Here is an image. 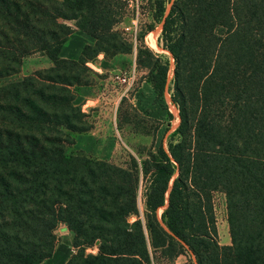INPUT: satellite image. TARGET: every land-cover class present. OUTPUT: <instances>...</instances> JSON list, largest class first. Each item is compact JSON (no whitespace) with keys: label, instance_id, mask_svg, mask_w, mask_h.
<instances>
[{"label":"trees","instance_id":"16d2710c","mask_svg":"<svg viewBox=\"0 0 264 264\" xmlns=\"http://www.w3.org/2000/svg\"><path fill=\"white\" fill-rule=\"evenodd\" d=\"M170 3L155 0L153 20L174 61L179 125L167 148L126 168L68 154L93 128L74 87L94 82L87 63L100 53L137 51L163 95L170 57L140 44L145 32L134 45L116 28L123 0H0V78L32 54L53 62L0 85V264L51 258L60 223L76 250L64 264H155L183 250L192 264H264V0ZM75 27L95 43L62 58ZM214 192L226 197L230 244L218 239Z\"/></svg>","mask_w":264,"mask_h":264},{"label":"rangeland","instance_id":"374dc122","mask_svg":"<svg viewBox=\"0 0 264 264\" xmlns=\"http://www.w3.org/2000/svg\"><path fill=\"white\" fill-rule=\"evenodd\" d=\"M144 1L145 5L141 8L139 20H133L135 19V11L125 7V13L117 23L116 28L123 31L134 45L137 44L136 35L145 32L146 35L140 44L149 47L158 54L170 57V70L165 92L163 95H158L154 91L148 82L147 70L140 65L138 67L136 87L129 95L122 98H120V93H117V90L121 91V86L111 79L110 81L108 80L110 73L104 74V81L100 84V91L107 96L112 94L110 108H104L103 110V115L107 118L106 124L104 123L107 127L105 133L100 127V132L97 130L96 133H93V130L85 132V135L88 136L87 143L93 146V149H77L73 145L68 148V154L78 155L84 162L106 160L128 168L134 158L140 165L141 161L148 156L150 150L157 151L160 145H163L164 148L168 147V143L172 138L171 135L179 125L178 108L171 98L174 61L170 52L162 47L160 38L162 27L158 29L162 24H157L153 20V4L155 0ZM170 1L172 0H165V2H168V9L171 5ZM29 60L28 57H25V60L23 59L20 74L0 78V85L17 81L18 78L23 76V71L28 75L34 72L32 68L35 64ZM132 63L133 61L130 62V64ZM121 69L113 74L118 73ZM92 78L93 81L97 80L95 74H92ZM115 89L116 91H114ZM90 108V120L95 128L96 124L94 123L97 120V116L101 114V107L99 104L92 103ZM170 113L172 115H169ZM173 139L177 140L178 136H174ZM140 189V193H142L143 186ZM213 203L219 242L220 244H230L231 237L225 194L223 192H214ZM60 228L59 225L55 230L56 244L54 253L51 258L46 259L42 264H61L63 259L70 253L69 258L75 253L76 250L72 245L73 236L67 230H61ZM90 252L96 253L97 248H87V253ZM154 257L155 264H192V258L185 250L173 260H169L160 253L155 254Z\"/></svg>","mask_w":264,"mask_h":264},{"label":"crops","instance_id":"0c3cea01","mask_svg":"<svg viewBox=\"0 0 264 264\" xmlns=\"http://www.w3.org/2000/svg\"><path fill=\"white\" fill-rule=\"evenodd\" d=\"M94 43H95V38L93 36L75 27L74 32L69 36L68 40L63 44L60 51V56L62 58H67V59H79L82 54L83 47L86 44H94ZM27 57L28 59H30L29 61H32V63L35 64V66L32 68V71L42 68H47L52 66L53 64L52 60L46 54L36 53ZM135 58H136V51H133L132 53H118L113 56H106L104 53H100L94 61H90L87 63L92 68L95 75L97 76V80H95L90 85H81L74 87L76 92L75 103L81 105L83 111L89 114L91 110L90 105L92 103L99 104V106L101 107V111H100L101 114L97 116V120L94 123L96 124L95 128L93 127L91 129L93 130V133H96L97 131L100 132L99 127L101 128L103 133H105V130L107 128L105 126L107 122V118L103 115V110L104 108H110L109 105L111 103L110 98L112 94L107 96L101 93L100 91V84L102 83V81H104L103 75L106 73H110L108 80L109 81L110 79L112 80L113 73L117 72L121 68H124L125 66H128L130 62L135 60ZM23 59L25 60V57ZM20 73L21 71L11 76H16ZM22 75L23 76H21L17 80L22 79L24 76L28 74L25 71H23ZM114 91H116V89ZM117 93L120 92L117 90ZM89 118H91V115ZM85 134H86L85 132L74 134L75 143L73 144V146L75 148L85 149V150L93 149V146L87 143L88 136H86ZM59 225L61 227L60 228L61 230H67L68 233L72 235V232L67 228V225L65 223H60ZM70 255L71 253L65 259H63L61 264H64L68 260Z\"/></svg>","mask_w":264,"mask_h":264},{"label":"built area","instance_id":"2783aa9c","mask_svg":"<svg viewBox=\"0 0 264 264\" xmlns=\"http://www.w3.org/2000/svg\"><path fill=\"white\" fill-rule=\"evenodd\" d=\"M128 9L135 11V19L139 20L141 8L145 5L144 0H123ZM136 43V42H135ZM112 80L121 86L120 98L129 95L136 87L138 80V66L136 60L132 64L125 66L118 73L112 75Z\"/></svg>","mask_w":264,"mask_h":264},{"label":"bare ground","instance_id":"6f19581e","mask_svg":"<svg viewBox=\"0 0 264 264\" xmlns=\"http://www.w3.org/2000/svg\"><path fill=\"white\" fill-rule=\"evenodd\" d=\"M161 27H162V25H160L158 29H161ZM172 60H173V58H172Z\"/></svg>","mask_w":264,"mask_h":264}]
</instances>
